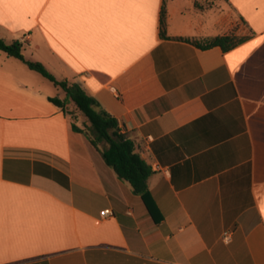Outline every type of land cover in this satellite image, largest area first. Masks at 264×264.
Here are the masks:
<instances>
[{"label": "crops", "instance_id": "obj_1", "mask_svg": "<svg viewBox=\"0 0 264 264\" xmlns=\"http://www.w3.org/2000/svg\"><path fill=\"white\" fill-rule=\"evenodd\" d=\"M0 38L118 119L158 208L0 50V264H264V0H0Z\"/></svg>", "mask_w": 264, "mask_h": 264}, {"label": "trees", "instance_id": "obj_2", "mask_svg": "<svg viewBox=\"0 0 264 264\" xmlns=\"http://www.w3.org/2000/svg\"><path fill=\"white\" fill-rule=\"evenodd\" d=\"M165 24L166 7L164 5L161 10L160 21V33L163 38L167 37ZM244 40L245 38L225 36L203 43H193L201 49L221 46L224 50H230ZM22 49L23 44L21 42L16 41L8 44L0 38L1 51L25 62L31 70L41 74L65 93L64 98H50L54 105L66 113L69 104H75L81 114L86 117L88 124L81 128L73 123V130L88 137L92 145L101 152L106 164L114 169L121 179L132 185L135 194L141 196L150 214L155 221H158V208L149 190V178L154 173L153 168L136 152L133 139L121 131L118 119L102 109L99 102L89 95L79 83L59 81L42 63L26 60Z\"/></svg>", "mask_w": 264, "mask_h": 264}, {"label": "rangeland", "instance_id": "obj_3", "mask_svg": "<svg viewBox=\"0 0 264 264\" xmlns=\"http://www.w3.org/2000/svg\"><path fill=\"white\" fill-rule=\"evenodd\" d=\"M51 83V85L53 86V92L55 93V94H60L61 92L58 90V89H56L55 87H54V84L52 83V82H50ZM69 109H73V111H71L72 112V114H75V112H79V113H81L77 108H76V106L74 105V104H71L70 106H69ZM82 116H83V118L84 119H86V117L83 115V114H81ZM86 121H87V119H86Z\"/></svg>", "mask_w": 264, "mask_h": 264}, {"label": "built area", "instance_id": "obj_4", "mask_svg": "<svg viewBox=\"0 0 264 264\" xmlns=\"http://www.w3.org/2000/svg\"><path fill=\"white\" fill-rule=\"evenodd\" d=\"M105 214H110V210H106ZM231 232L230 231H226L223 234V240L228 243L231 240Z\"/></svg>", "mask_w": 264, "mask_h": 264}]
</instances>
